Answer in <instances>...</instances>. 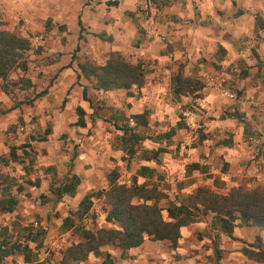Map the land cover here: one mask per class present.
I'll return each instance as SVG.
<instances>
[{"label": "crops", "instance_id": "0c3cea01", "mask_svg": "<svg viewBox=\"0 0 264 264\" xmlns=\"http://www.w3.org/2000/svg\"><path fill=\"white\" fill-rule=\"evenodd\" d=\"M146 2L0 0V30L29 39L34 71L26 80L15 74L0 78V166L16 163L17 152L29 148L52 159L36 178L31 199L20 201L24 187L32 186L29 180L16 184L12 194L2 189L1 197L10 194L17 205L11 213L0 211L12 218L3 224L0 218V242L26 246L30 256L26 263L25 253L15 252L3 264H63L66 249L82 241L78 226L118 229L105 221L109 206L103 191L112 182L155 189L149 204L161 210L164 221H170L167 208L186 205L182 197L199 187L226 194L264 185V0H151L153 22L142 16ZM149 24L166 37V46L148 37ZM111 58L136 67L141 83L104 91L82 72ZM221 73L235 101L205 86ZM18 93H32V106ZM196 98L207 106L202 141L185 148L180 113ZM33 116L50 121V127H42L38 138L32 126V136H19L16 127ZM193 164L198 170L190 169ZM70 183L74 194L59 196ZM86 197L103 209L78 213ZM198 216L180 229L176 248L146 238L125 251L102 246L99 255L70 264H101L106 254L114 264H216L213 242L219 239L238 245L259 236L264 243V229L237 225L228 237L212 223L213 214Z\"/></svg>", "mask_w": 264, "mask_h": 264}, {"label": "trees", "instance_id": "16d2710c", "mask_svg": "<svg viewBox=\"0 0 264 264\" xmlns=\"http://www.w3.org/2000/svg\"><path fill=\"white\" fill-rule=\"evenodd\" d=\"M80 25V24H79ZM81 38V36H80ZM31 49L28 38L17 36L6 30H0V78L5 80L16 67L22 71L27 70L25 55ZM88 68V71L86 70ZM83 73H90L98 81V88L101 90L128 89L132 85H139L140 75L136 67H132L119 58H111L105 66L94 68L90 65L82 67ZM189 83V82H186ZM178 92V90H177ZM45 94V91L37 94L35 98ZM79 119L77 125H83V111L77 110ZM135 138V136H131ZM202 141V137H200ZM26 148L28 146H21ZM15 160V154L11 152ZM198 165L193 164L190 169L198 170ZM142 168L141 170H145ZM21 191L20 187L16 188ZM9 188H3L7 192ZM75 191L73 183L65 184L60 188L58 195L68 194L72 196ZM106 195L109 210L105 221L110 224H117L118 229H98L92 231L81 228L78 234L82 241L71 245L63 255L62 263L70 264L71 261L80 262L93 253L99 255V249L105 245H112L121 250H129L140 246L148 238L152 241H167L171 248H176L180 238V229L198 219V215L207 213L213 214L212 223L217 224L220 231L230 237L237 225L264 229V185L252 189L241 187L232 188L226 194L214 192L206 187H199L191 196L190 201L195 203L192 207L187 205L173 204L167 208V215L170 221H164L161 210L155 204L149 202L156 198L155 189L145 190L138 187H126L124 185L112 184ZM8 196L1 197L0 211L11 213L14 211L17 200ZM100 195V194H99ZM90 200L86 197L80 203V214L89 211ZM198 213V214H197ZM80 217V216H79ZM239 224H236V222ZM70 218L63 221L64 226L69 227ZM256 246L250 245L242 249L241 253L249 259L264 263V249L259 236L255 238ZM27 247L0 242V264L8 256L15 252L25 253L24 262H30ZM217 264L219 261L218 252H215ZM101 264H114L111 257L106 254Z\"/></svg>", "mask_w": 264, "mask_h": 264}, {"label": "rangeland", "instance_id": "374dc122", "mask_svg": "<svg viewBox=\"0 0 264 264\" xmlns=\"http://www.w3.org/2000/svg\"><path fill=\"white\" fill-rule=\"evenodd\" d=\"M14 2L18 1V0H13ZM36 46V45H34ZM28 53H26L25 55V60L27 62L26 66H27V70L26 71H22L19 68H15L11 71V73L9 75L15 74L16 77L19 80V75L23 76V79L26 80L25 76L30 75L31 72L33 73L34 71L32 69H30V63H32V61H30V59L28 58ZM13 76V75H12ZM23 84L21 85V87L23 88ZM19 98L21 99L22 102H24L26 105H30L32 106V103L34 102V99H32L33 94L31 93L29 96L26 95H20V93H18ZM17 96V97H18ZM19 105V103H18ZM31 126L33 128V130L36 131V135L33 136L34 138H38L42 133V127L47 126L50 127V121L48 122H42V120L40 118H37L36 116H33L31 119L27 120V122H24L22 126H18L16 127V131L18 128V134L19 136L24 135V133H26V137L28 136H32V129ZM20 129H23L22 131ZM20 130V131H19ZM39 130V131H38ZM22 140V139H21ZM24 153L26 155H24ZM17 156L18 157V161L16 163H10L8 165H3L0 166V198L2 194H5L2 192L3 188H9V191L11 192L10 194L14 193V187L16 184H21L20 182L23 181V184H25L28 180L30 181V184L32 186H25V193L22 194V199H20V201H23L24 198L27 199H31L33 197L31 192H35V188L34 185L37 182L36 178L40 179V176L45 174V168H46V159L49 158V160H52L49 156L48 157V153L44 152L42 154H39L38 151H34L31 148L26 149L24 152L19 150L17 152ZM40 155V156H39ZM3 161H1L2 163ZM51 165H49V170L50 168H55V165H52V167H50ZM47 167V168H48ZM55 184V183H54ZM104 194V193H101ZM96 198H98V196H96ZM95 199V198H93ZM183 201L185 202V204L187 206L192 207L195 203L192 204V202L189 200L190 196L187 195L182 197ZM91 204L86 203V205H89V210H96L99 209L100 211L103 209V206H101L99 208V206L95 203L94 200H90ZM105 203L108 205L107 202V198L105 196ZM109 206V205H108ZM7 217H3L2 215H0L1 218V224L5 223V221H7ZM8 221H12V218H8ZM77 220H75V224ZM14 223H18L17 221H13ZM83 228L82 225L77 227V231H79V229ZM262 242V240H261ZM264 246V243H262ZM253 245L256 246V242L255 240L252 241V243H247L244 241H241L240 244L238 245H233L232 243V239L228 240L227 238L225 239H219L216 242H213V260L214 263L216 262L217 264V260H216V256L214 251L216 250V248L219 250V261L218 264H264L261 262H257L253 259H249L246 256H244L241 251L244 248H248V246ZM264 249V248H263ZM46 264V263H45Z\"/></svg>", "mask_w": 264, "mask_h": 264}, {"label": "built area", "instance_id": "2783aa9c", "mask_svg": "<svg viewBox=\"0 0 264 264\" xmlns=\"http://www.w3.org/2000/svg\"><path fill=\"white\" fill-rule=\"evenodd\" d=\"M150 5L151 0H147L142 9V16L145 20L153 22L154 18L152 7ZM146 34L161 46H166V37L162 34H159L154 26H151V24H149L148 28L146 29ZM227 79V74L221 73L218 77H209L205 83V86L212 88L214 87L221 96L235 101L237 99L236 94L227 85ZM206 111L207 106L204 100L201 98L194 99L189 107L181 111L180 119L184 124V129L187 134V138L183 143L185 148H190L200 141V137L204 129L201 115Z\"/></svg>", "mask_w": 264, "mask_h": 264}]
</instances>
